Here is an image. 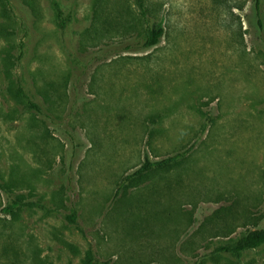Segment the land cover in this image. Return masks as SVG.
<instances>
[{
	"label": "rangeland",
	"instance_id": "obj_1",
	"mask_svg": "<svg viewBox=\"0 0 264 264\" xmlns=\"http://www.w3.org/2000/svg\"><path fill=\"white\" fill-rule=\"evenodd\" d=\"M260 1L0 0V264H264Z\"/></svg>",
	"mask_w": 264,
	"mask_h": 264
},
{
	"label": "trees",
	"instance_id": "obj_2",
	"mask_svg": "<svg viewBox=\"0 0 264 264\" xmlns=\"http://www.w3.org/2000/svg\"><path fill=\"white\" fill-rule=\"evenodd\" d=\"M139 5L141 8L143 7L142 0H139ZM254 11H255L256 23L261 28L263 26V21H262V15H261V1L260 0H255ZM162 36H163L162 26L159 23L153 24L147 31L144 39L138 42L137 44H135L134 49L135 50L151 49L160 43ZM18 92L21 95H24L23 91L20 88ZM30 107L38 111V108L33 104H30ZM176 159H177L176 156H174V157H170V158H167L165 160L155 162V163L145 162L142 165V167L133 174V176L140 177L141 175L148 172L152 168L160 169L163 167H168L171 164H173L176 161ZM24 206H27V204L21 203L19 201H12L9 204H7L2 209V211L5 215L11 216L14 213H16V211L20 210ZM74 219H75V214L73 213L71 217V221L74 222ZM263 244H264V230L259 229V230L250 231L246 233L245 235H243L242 237H240L235 242L233 248L230 249L228 247H225L222 250L231 251L235 254H238L243 251L257 249ZM83 264H106V263H101V262L96 261L92 253L88 251L84 257Z\"/></svg>",
	"mask_w": 264,
	"mask_h": 264
}]
</instances>
